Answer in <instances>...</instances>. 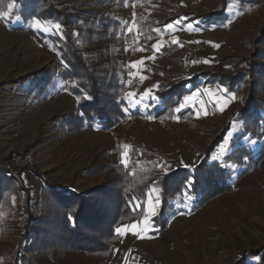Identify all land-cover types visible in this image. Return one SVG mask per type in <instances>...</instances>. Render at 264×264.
Wrapping results in <instances>:
<instances>
[{"label": "trees", "instance_id": "16d2710c", "mask_svg": "<svg viewBox=\"0 0 264 264\" xmlns=\"http://www.w3.org/2000/svg\"><path fill=\"white\" fill-rule=\"evenodd\" d=\"M127 1L144 5L148 0H79L74 4L60 0H0V12L9 11L7 5L14 3L9 15L0 20L9 30L23 32L32 20L60 26L50 36L39 35L57 53V68L38 69L8 82L24 89L25 97L45 100L57 78L63 90L76 100L74 113L54 115L50 120L57 123L49 140L67 145L93 127L130 131L138 118V112L129 115L124 112V96L130 89L142 90L144 85L137 86L134 80L128 83L124 78L129 70L121 68L112 43L119 26L108 10L110 5ZM260 1L241 0V3L256 6ZM228 2L214 0L208 13L194 19L207 24L224 21ZM134 17L136 33H129L126 39H136L146 52H153L159 26L151 18H143L138 9ZM178 51L177 44L164 46L155 55L156 60L167 58L172 62ZM228 58L232 61L230 73L199 72L186 80L167 75L156 86L154 96L160 101V109L152 117L157 121L177 117L190 121V126L195 125L193 113L176 109L196 89L200 79L215 80L227 93L235 95L240 106L233 111L231 121L239 125L240 131L233 143L234 150L224 161L245 168L235 182L230 181L232 177L222 164L209 162L231 123L198 151V163L193 168H175L166 174L160 168V164L170 162L166 154L127 140L132 148L130 155L143 158L125 166L113 163L107 151H101L83 170L86 180L96 181L91 189H58L40 176L45 195L36 208L32 202V181L22 176L26 170L14 172L3 167L0 169V264H111L120 241L115 229L144 217L151 187L157 188L160 202L152 218L158 231L167 227L172 204L181 202L185 193L196 198V208L235 193L248 172L264 162V26L249 55ZM244 139L260 143L255 153L248 144L241 143ZM232 264H264V243L241 249Z\"/></svg>", "mask_w": 264, "mask_h": 264}, {"label": "rangeland", "instance_id": "374dc122", "mask_svg": "<svg viewBox=\"0 0 264 264\" xmlns=\"http://www.w3.org/2000/svg\"><path fill=\"white\" fill-rule=\"evenodd\" d=\"M213 1L148 0L144 5L127 1L108 6L109 14L119 26L112 43L121 68L129 70L124 78L128 83L134 80L137 86L144 85L142 90L127 91L124 112L127 115L138 112L139 116L131 124L130 131L121 128L106 131L93 127L84 130L67 145L48 139L57 123L50 121L54 115H70L76 107V100L63 90L59 79L54 80V87L45 100L25 97L24 89L18 84H8L38 69L57 68V53L39 36L52 35L57 31L56 26L32 20L26 30L20 32L9 30L0 23V169L26 170L22 176L32 181L34 208L41 205L45 195L40 176L58 189L86 191L95 186L96 181L86 180L83 170L101 151L106 150L113 163L125 166L142 159L130 155L132 148L127 140L166 154L170 162L160 164L166 174L175 168H193L198 163V151L210 144L227 123H231V128L209 162L222 164L232 177L230 181H236L245 168L224 161L234 150L233 143L239 135V125L231 121V117L240 105L217 81L203 82L200 79L196 89L182 99L181 105L184 106L177 112L189 110L193 113L192 124L195 125L190 126V121L177 117L160 121L152 117L160 109V101L154 96L156 86L167 75L186 80L199 72L220 70L230 73L232 61L228 56L249 55L252 44L258 39L264 26V2L259 0L256 6H250L241 0H229L224 21L207 24L195 20L194 17L208 13ZM135 9L143 18L149 17L159 26L151 53L138 45L136 39H126L129 33H136ZM164 21L169 22L161 25ZM133 25L135 27L130 32ZM169 25L173 27L169 28ZM193 42H203L206 53L198 58L183 57L185 48ZM171 44H177L179 48L176 58L172 62L167 58L157 61L155 55L162 47ZM141 60L143 64L138 68L131 67ZM27 86L28 83L22 87ZM147 90L150 93L144 96ZM129 93L135 96L129 97ZM241 143L248 144L253 153L260 145L247 139ZM26 151L34 152L37 163L24 170L12 168L8 162L10 156ZM150 192L153 203L159 200L157 188L151 187L145 202V215L139 221L141 238L130 231L118 234L120 241L114 249L111 264H232L241 249L264 243V162L248 172L235 193L208 201L200 208H196V198L185 193L181 202L172 204L167 227L162 231L154 228L152 222L160 202L155 204V214H149ZM145 217H148L147 224L144 223ZM134 223L137 222L124 226ZM145 228L147 231H143Z\"/></svg>", "mask_w": 264, "mask_h": 264}, {"label": "snow or ice", "instance_id": "6c2138e0", "mask_svg": "<svg viewBox=\"0 0 264 264\" xmlns=\"http://www.w3.org/2000/svg\"><path fill=\"white\" fill-rule=\"evenodd\" d=\"M13 7H14V3H9V4L7 5V8H8L9 11L0 12V19L6 18V17L9 15V13H10V11H11V9H12ZM37 23H39V22H37ZM56 27L59 28L60 26H59V25H56ZM134 27H135V25H133L132 27H130V28H129V31L131 32V31L133 30ZM168 27H169V28H172L173 25H169ZM44 30H47V29H44ZM215 46H216V47H219V45H215ZM154 47H156V46H154ZM141 50H143V49H141ZM194 63H195V62H194ZM204 63H208V61H204ZM140 64H143V60L133 63V64L131 65V67H132V68H138V66H139ZM140 78H141V80L144 79V77H140ZM149 93H150V90H147V91L144 93V96H148ZM128 96H129V97H134L135 94H134V93H129ZM141 99H143V97H141ZM187 99H188V98H186V100H187ZM231 99H232V100H235V99H236L235 95H232V96H231ZM183 106H184V105H181V107H180V108H177L176 111H180L181 108H182ZM222 110H223V106H221V111H222ZM126 147H130V146H126ZM213 159H216V157L214 156ZM154 191H155V189L153 190V192H154ZM148 196H149V202H150V203H149V214H150V215H154V214H155V204H156V203H159V200L157 199L154 203L152 202V192H150V193L148 194ZM69 219L71 220L72 217L69 216ZM144 223H145V224L148 223V217H145ZM139 228H140V222H137V223H134V224H132V225H130V226H121V227H118V228L115 229V231H116L117 234H126L127 232L130 231V232H132L133 235H136L138 238H141L142 233H141L140 230H138ZM143 231H147V228L143 229Z\"/></svg>", "mask_w": 264, "mask_h": 264}, {"label": "built area", "instance_id": "2783aa9c", "mask_svg": "<svg viewBox=\"0 0 264 264\" xmlns=\"http://www.w3.org/2000/svg\"><path fill=\"white\" fill-rule=\"evenodd\" d=\"M206 50L207 47L203 42H193L185 48L183 57L196 58L205 54ZM8 162L15 170H24L37 163V156L32 151L19 152L11 155Z\"/></svg>", "mask_w": 264, "mask_h": 264}]
</instances>
